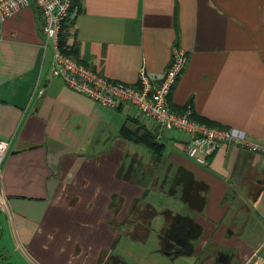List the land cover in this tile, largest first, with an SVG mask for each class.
I'll use <instances>...</instances> for the list:
<instances>
[{"label":"crops","instance_id":"crops-1","mask_svg":"<svg viewBox=\"0 0 264 264\" xmlns=\"http://www.w3.org/2000/svg\"><path fill=\"white\" fill-rule=\"evenodd\" d=\"M76 1L67 47L80 65L137 87L141 69L165 72L182 48L172 108L264 147V0ZM43 25L33 4L0 24V140L11 142L0 258L264 264V154L224 145L199 165L174 131L156 140V162L121 135L138 124L155 138L136 107H105L51 78Z\"/></svg>","mask_w":264,"mask_h":264},{"label":"built area","instance_id":"built-area-1","mask_svg":"<svg viewBox=\"0 0 264 264\" xmlns=\"http://www.w3.org/2000/svg\"><path fill=\"white\" fill-rule=\"evenodd\" d=\"M34 5L42 15L44 25V51H51V78H60L76 93L84 95L105 107L117 109L122 105L133 106L147 119L148 130L161 141L164 132H179L188 136L184 146L186 156L205 165L208 159L224 145L242 146L251 152L264 154V147L247 142L243 134L233 129L210 126L193 118L190 106L183 113L176 112L170 96L185 70L189 56L185 50L174 47L168 69L159 74H139L137 87L109 82L92 69L80 65L63 53L59 44L63 24L76 18L78 7L73 0H0V24ZM11 142L0 140V200L3 167Z\"/></svg>","mask_w":264,"mask_h":264},{"label":"trees","instance_id":"trees-1","mask_svg":"<svg viewBox=\"0 0 264 264\" xmlns=\"http://www.w3.org/2000/svg\"><path fill=\"white\" fill-rule=\"evenodd\" d=\"M77 3L78 2L74 0L73 6H78ZM70 23H71V20L63 24L61 31H60L59 44L64 54L74 57V51H71L67 47L68 46L67 42H68V38L70 35V26H71ZM193 118L201 122H204L200 118H197V117H193ZM129 127L130 126H124V128L121 130V135L125 137L126 139L132 140L135 143L142 144L145 147H148L153 152L155 161L158 162V160H160L163 154L162 153L163 147H164L163 144L157 142L156 139L151 134L147 133V131L145 130L143 126H139L138 124H136L134 129H131ZM148 214L154 216L156 215V211L152 209L148 211Z\"/></svg>","mask_w":264,"mask_h":264},{"label":"rangeland","instance_id":"rangeland-1","mask_svg":"<svg viewBox=\"0 0 264 264\" xmlns=\"http://www.w3.org/2000/svg\"><path fill=\"white\" fill-rule=\"evenodd\" d=\"M172 202V201H171ZM172 206H174V204L172 205ZM4 240H6V237L4 238ZM18 262H20L21 264H26L23 260H21L20 259V261H18ZM8 264V260H5V259H3V258H0V264Z\"/></svg>","mask_w":264,"mask_h":264}]
</instances>
